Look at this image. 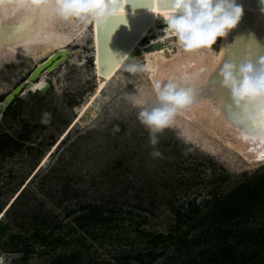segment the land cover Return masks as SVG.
<instances>
[{
  "label": "rangeland",
  "instance_id": "374dc122",
  "mask_svg": "<svg viewBox=\"0 0 264 264\" xmlns=\"http://www.w3.org/2000/svg\"><path fill=\"white\" fill-rule=\"evenodd\" d=\"M221 38H217L213 48L219 49ZM89 39L90 29L87 28L80 38H74L64 48L67 54L63 61L30 81L29 76L49 55L34 59L30 53L21 52L0 57V105L19 88L15 94L19 101L12 110H7L9 105L0 110V139L2 134L20 138V135L25 136V131L30 133L29 138L23 140L22 147L16 148L12 143V147L0 153V213H3L0 224L6 227L0 233V264H51L57 256L73 250H79V264H136L129 257L148 247L146 232L164 235L171 232L175 223L172 203L176 208L187 200H195L204 214L207 209L202 204L212 196L210 191L221 189L226 192L247 178L264 174V163L246 164L236 153L220 146L202 130L179 117L158 132V143L151 145L148 128L137 119L140 106L136 101L145 99L151 102L153 98L149 78L139 58L128 61L117 72L88 107L87 114L67 133L78 109L91 97L97 85L90 60L86 58L88 52L77 46L86 47ZM147 41L145 39L142 43ZM173 50L177 53V46ZM129 65H135L136 69L130 71ZM40 81L44 86L49 85L44 93L40 89L32 91L28 88L29 82ZM44 113L49 114L47 123L43 122ZM154 148L162 155L153 157ZM46 157L47 161L40 168ZM117 162H123V165L118 168ZM127 167L130 178L139 176L158 180L171 176L174 180L172 193L168 195L171 204L159 200L152 213H145L137 209L139 202L134 197L135 190L130 188L126 200L117 199L115 206L111 205L115 214L109 220L93 225L90 235L81 239L80 233H71L69 237L80 239L55 249H42L37 241H32L31 233L39 224L32 211H39L44 216L49 212L43 210H48L55 214H50V218L57 215L63 224L69 222L63 218L64 206L70 202L57 205L56 199L47 197L46 189H40L42 176H74L79 180L77 185L81 191L86 190L88 196L96 199L108 196L111 187L103 185L102 176L122 173ZM52 169L56 172L53 173ZM219 180L223 181L222 184ZM156 191L163 190L157 187ZM147 203L144 208L149 207ZM74 204L75 200L71 206ZM34 208L40 210L34 211ZM141 216H147L148 222L142 223ZM255 219L251 226L253 223L263 224L264 210L259 211ZM195 221L181 226V232L189 238L198 232L191 227ZM17 236L19 238L11 240ZM28 240L31 246L27 244ZM208 243L202 239L200 247L185 252L193 257ZM22 247L33 253L23 256L21 252H12L13 249L22 251ZM168 248L173 251V247ZM160 249L158 247L156 252ZM153 264L170 262L162 258Z\"/></svg>",
  "mask_w": 264,
  "mask_h": 264
},
{
  "label": "trees",
  "instance_id": "16d2710c",
  "mask_svg": "<svg viewBox=\"0 0 264 264\" xmlns=\"http://www.w3.org/2000/svg\"><path fill=\"white\" fill-rule=\"evenodd\" d=\"M17 101L19 98H15L7 110H12ZM29 134L28 131H25L23 135L27 136L20 135V138L2 134L0 153L12 147L10 146L12 143L16 148L22 147L23 140L28 139ZM122 165L123 162H117L118 168ZM128 168L122 173L102 176L103 185L109 184L111 187L108 196L96 199L88 196L86 190L81 191L82 188L77 185L79 180L74 176H42L40 189H46L47 197L56 199L57 205H65L70 202L69 205L64 206L65 216L63 218L69 219V222L63 224L57 215L50 218V214H55L48 210H43L45 213L49 212L44 216H41L39 211H32L35 222L39 223H37L38 228L33 229L31 233L32 241H37L43 246L42 249H55L61 245L68 246L72 241L77 242V239H82V236L90 235L93 225L107 221L115 214L111 205H114L117 199L126 200L130 188L135 190L134 197L139 202L136 205L137 209H142L141 211L145 213H152L159 200L165 204H171L172 199H168V195H171L172 187H174V180L170 178L171 176H165L158 180L153 177L132 176L130 178ZM53 169L51 171L56 172ZM131 179L133 180L131 181ZM126 180L129 182L126 183ZM219 181L222 184L223 181ZM48 182L49 185H46ZM124 184L125 186L122 187ZM157 187L163 191H156ZM221 191V189L218 192L210 191L212 196L202 204L207 209L204 214H202L201 205H196L195 200H187L184 205L176 208L172 203L171 211L175 223L171 227V232L167 235L146 232L144 236L147 239L148 247L136 252L129 259L135 260L136 264H153L162 258L168 260L170 264H264V223L250 225L255 222L258 212L264 210V174L247 178L226 192ZM74 200L75 204L72 207L71 203ZM146 201H148V208L143 207ZM184 206L187 208L185 211H183ZM33 210L40 209L34 208ZM22 213L25 214L24 211ZM104 214L109 216H103ZM193 220L196 221L191 227L195 230L198 229V232L189 238L186 233L181 232V226ZM140 221L147 223L148 217L141 216ZM5 230L6 227L0 224V233ZM179 232L181 233L178 234ZM71 233H80V238L69 237ZM141 233L143 234V232ZM16 238L19 237H12L11 240ZM201 238L208 240L210 244L208 243L209 245L204 250L199 249L193 257L187 256L188 252L185 251L200 247ZM16 243L18 244V242ZM80 243H82L81 240ZM27 244L32 245L29 240ZM169 246L173 247V251H170ZM158 247L161 249L156 252ZM12 252H21L23 256L29 252L33 253L32 250L25 247H22V251L13 249ZM80 259L79 250H73L69 254L57 256L51 261V264H79Z\"/></svg>",
  "mask_w": 264,
  "mask_h": 264
},
{
  "label": "clouds",
  "instance_id": "9594fccd",
  "mask_svg": "<svg viewBox=\"0 0 264 264\" xmlns=\"http://www.w3.org/2000/svg\"><path fill=\"white\" fill-rule=\"evenodd\" d=\"M169 4V11L155 14L164 17L166 29L185 52L209 49L224 54L223 47L215 49L213 45L217 38L226 37L238 25L244 13L238 0H169ZM44 7L61 20H74L77 26L89 23L103 26L110 18L123 16L120 9L124 0H0V17L7 19L14 12L32 15ZM221 61L222 58L213 72L219 67L222 87L230 93L242 119L254 124L264 118V57L255 62L246 58L239 65L231 62L221 65ZM135 69V65H129L130 71ZM189 79L187 73L162 78L153 86L151 102L136 101L140 106L137 119L148 128L151 145L158 143L157 133L170 125L182 109L194 104L195 91L187 86ZM48 115L44 113V123L48 122ZM151 155L162 154L154 148Z\"/></svg>",
  "mask_w": 264,
  "mask_h": 264
},
{
  "label": "bare ground",
  "instance_id": "6f19581e",
  "mask_svg": "<svg viewBox=\"0 0 264 264\" xmlns=\"http://www.w3.org/2000/svg\"><path fill=\"white\" fill-rule=\"evenodd\" d=\"M155 13L161 14L160 10H157L155 7H153L150 12L146 13L150 19L142 23V30H140V33L128 47L125 54L119 58L114 66L107 69L103 74H98L96 69L95 23L77 26L74 20H61L55 17L51 12L39 11L32 15L23 12H14L9 18L14 21L15 19H19L20 16H28L31 22L34 23L33 25L30 24L33 28H29V30L33 31L14 46L5 44L4 47L0 49V57L5 54L10 55L21 52L30 53L34 59L49 55L46 58L47 61L45 60L46 62L44 61L45 63H42V65L40 64L39 67L41 68L53 58L57 59L54 64L55 67L65 59L67 51L64 48L69 46L74 38H80L83 32L92 25L89 42L85 43L86 47L81 45L77 46H79V50L82 51L84 48L88 52L89 56L86 58L90 60L97 85L91 97L78 109V114L74 118L72 125L67 129L68 133L72 127L87 114L88 107L94 99L128 61L136 58L141 60L142 67L147 73L152 90L154 84L162 78L172 76L179 77L183 73L189 74V80L193 78L199 80L206 79L215 65L221 60L222 51L219 50L216 54L211 53L209 49L185 52L178 46L175 37L166 29L167 23L164 17L157 16ZM24 23V27H26L28 22L25 21ZM0 38L3 39L1 32ZM145 39H148V41L143 44L142 42ZM225 40L226 37L221 38L219 49L224 47ZM154 43L157 45L153 50L144 49L148 44ZM174 46L178 48L177 53H174ZM90 50H92L93 54L90 53ZM43 86L44 83L42 81L32 83L30 90L34 91L41 89ZM176 117L192 124L198 130H202L212 140L219 143L220 146L236 153L246 164L264 163V159L257 158L260 153L264 152V141L251 137L246 139L245 135L228 124L221 111L214 113L212 106L207 101L197 102L193 106L182 109ZM67 133L64 136H66ZM47 159L48 157L42 159L43 161L40 168L45 164ZM2 217L3 213H0V219Z\"/></svg>",
  "mask_w": 264,
  "mask_h": 264
},
{
  "label": "water",
  "instance_id": "95a60500",
  "mask_svg": "<svg viewBox=\"0 0 264 264\" xmlns=\"http://www.w3.org/2000/svg\"><path fill=\"white\" fill-rule=\"evenodd\" d=\"M238 2L243 6L244 13L238 25L226 36L221 65L225 62L239 65L246 58L255 62L260 57H264V0H238ZM154 5L157 10H160V7L170 6L169 0H124L123 16L116 19L110 18L103 26L95 23V55L98 74L105 73L125 54L142 30V23L150 19L146 13L150 12ZM25 21L28 22L26 27H24ZM30 24L34 23L26 15L14 21L0 17V32L3 37V39L0 38V49L5 44L14 46L27 37L33 31L29 30L33 28ZM88 28L92 30V25ZM156 45V43L148 44L144 49L153 50ZM90 53L93 54L92 50ZM56 61L57 59L53 58L41 68L38 66L29 76V81L53 68ZM218 73L219 67L214 72L212 70L206 79H201L206 80L204 83L196 82L199 80L196 78L188 81L187 86L195 91L194 104L207 101L214 113L221 111L228 124L241 134L261 140L258 130L250 128L249 123L242 119L240 110L233 103L230 93L222 87ZM31 84V82L28 83V88ZM48 88L49 85H45L39 91L44 93ZM18 91L19 88L1 103L0 110L5 109L15 99Z\"/></svg>",
  "mask_w": 264,
  "mask_h": 264
},
{
  "label": "snow or ice",
  "instance_id": "6c2138e0",
  "mask_svg": "<svg viewBox=\"0 0 264 264\" xmlns=\"http://www.w3.org/2000/svg\"><path fill=\"white\" fill-rule=\"evenodd\" d=\"M169 7H160V12L161 14H163L164 12H166V9H168ZM41 12H50V9L47 7L41 8L40 9ZM121 13L124 12V7H122L120 9ZM172 77H169V79H171ZM249 127L252 129H257L258 130V134L259 137L262 141H264V118H261L260 120H258L257 122H255L254 124H249ZM246 139L250 138L248 136H245ZM258 159H264V152L260 153L259 156L257 157Z\"/></svg>",
  "mask_w": 264,
  "mask_h": 264
}]
</instances>
